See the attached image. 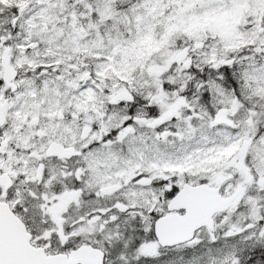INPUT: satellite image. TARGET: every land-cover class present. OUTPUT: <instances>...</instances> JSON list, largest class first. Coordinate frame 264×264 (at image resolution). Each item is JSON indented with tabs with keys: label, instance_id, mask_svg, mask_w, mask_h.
I'll return each mask as SVG.
<instances>
[{
	"label": "snow or ice",
	"instance_id": "1",
	"mask_svg": "<svg viewBox=\"0 0 264 264\" xmlns=\"http://www.w3.org/2000/svg\"><path fill=\"white\" fill-rule=\"evenodd\" d=\"M0 264H264V0H0Z\"/></svg>",
	"mask_w": 264,
	"mask_h": 264
}]
</instances>
